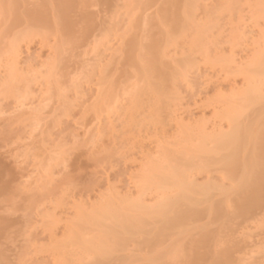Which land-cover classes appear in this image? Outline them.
Returning a JSON list of instances; mask_svg holds the SVG:
<instances>
[{"label":"rangeland","instance_id":"1","mask_svg":"<svg viewBox=\"0 0 264 264\" xmlns=\"http://www.w3.org/2000/svg\"><path fill=\"white\" fill-rule=\"evenodd\" d=\"M72 4L64 26L58 0H0V264H263L264 198L241 212L238 178L204 153L228 110H256L241 102L258 75L264 0ZM175 161L177 183L208 193L186 207L199 202V216L165 231L154 209L181 191L156 176ZM146 208L151 226L113 234L114 220L150 219Z\"/></svg>","mask_w":264,"mask_h":264},{"label":"bare ground","instance_id":"2","mask_svg":"<svg viewBox=\"0 0 264 264\" xmlns=\"http://www.w3.org/2000/svg\"><path fill=\"white\" fill-rule=\"evenodd\" d=\"M72 2H73V0H58V6H59V16H60V18L62 19V25H64L63 23H66L67 24V18L69 19V16H67V13H69L70 12V9H71V6L73 5L72 4ZM75 4V3H74ZM73 8V7H72ZM42 14V13H41ZM33 15V14H32ZM69 15V14H68ZM41 17V16H40ZM39 16H37L36 17V14H35V16H34V18L35 19H37V21H39L40 22V19H42V18H40ZM166 18V17H165ZM188 18V17H187ZM17 19V18H16ZM35 19H34V21H35ZM184 19V18H183ZM174 20V19H173ZM179 20V19H178ZM35 22V23H38V22ZM39 24V23H38ZM175 24V23H174ZM64 26H67V25H64ZM69 26H70V24L68 25V29H70L69 28ZM64 28V27H63ZM67 29V30H68ZM72 29V28H71ZM66 30V31H67ZM64 31V30H63ZM65 31V32H66ZM73 31V30H72ZM149 49V48H148ZM149 51H150V49H149ZM156 52V51H155ZM261 56H260V58H258L259 57V55H258V60H257V62H258V64H254L255 66H256V71H254L253 70V72L255 73L256 72V74H257V72H258V75L260 76V79H264V46H263V49L261 50ZM149 54H150V52H149ZM151 55V54H150ZM158 54H156V56H157ZM152 57H154V56H152ZM159 57V56H158ZM157 59V58H156ZM158 60V59H157ZM151 61H153V60H151ZM149 62V61H148ZM153 62H156V60H154ZM158 62V61H157ZM152 62H150V64H151ZM161 63V62H160ZM137 64H138V62H137ZM148 64V63H147ZM149 65V64H148ZM154 65H155V63H154ZM154 65H152V68L151 67H149V69H150V71L153 69V68H156V66H157V64H156V66H154ZM145 66H146V64H145ZM150 66V65H149ZM154 66V67H153ZM158 66H159V64H158ZM254 67V66H253ZM141 68V67H140ZM255 68V67H254ZM253 68V69H254ZM145 68H143L142 67V72L141 73H143L144 74V77H146V78H148L149 76L148 75H151L152 74V72L153 71H151V73H149V69L147 70H144ZM163 68H161V70H162ZM155 72V71H154ZM159 73V72H158ZM146 75V76H145ZM162 75V74H161ZM163 75H164V73H163ZM257 75V79H254V80H259V76ZM143 76V75H142ZM148 76V77H147ZM151 77V76H150ZM159 77H161V76H159ZM253 77V76H252ZM251 77V78H252ZM254 77H256V76H254ZM146 78H145V80H146ZM251 78H249V82H248V85L250 84L251 85V87H250V85H249V88H250V91L249 90H247V91H245V93H243L244 95V102H243V100L242 99H240V100H242V102L241 103H245L244 104V107H242V108H244V112H246L245 111V109H247V107H245V105L246 106H248V108L249 107H254V108H256V110L254 111V112H251V114H249V115H251V116H247V117H245V119H243L242 117H241V121L239 120V117H240V109H236V111L238 110V114H236L235 112H234V108H236V107H234L233 109H231L232 111H230V110H228L227 111V116L228 117H230L229 119H227V120H229L228 121V123H229V125L228 126H230V128L228 129V131H225V132H222V130L219 128V133L220 134H218V136H217V133H216V136L213 134V133H211V135L213 134V136H211V138L212 137H215V139L214 138H212V144H213V148L211 149L210 147V150H209V152L211 153V154H213V155H211L210 156V153H206V152H208V151H206V149L207 148H204V146L202 147V148H204L203 149V151L205 152H200V153H204V156H205V154H209V155H206L207 156V158H212V156H213V158H212V160L210 161V160H208V161H210L211 163H210V165H214V167H215V161L217 162V163H219V164H221L220 166H221V168L222 169H224L223 168V166L226 168L225 170H226V172H227V175L229 174V176L232 178V179H236V178H238V180H239V184H238V188H237V190H236V193L238 194V198H235L234 197V199H240V197H241V201L240 200H238V201H240L239 203L235 200V201H233L234 203L235 202H237L236 204H239L240 205V203L242 202L243 203V201H244V203H243V205H242V207L241 208H243L244 210H241V212H245V210H246V212L248 211L247 209H250L251 210V207L254 209V208H256V207H259V205L260 204H262L263 203V201H262V203H261V200H263V198H264V95L262 94V92L263 91H261L262 89H257V88H259V87H261L260 86V80H259V82L257 83V81H254V83L256 82V84L258 85L259 84V86H257V88H256V86H255V88H252V80L253 79H251ZM152 78H150V80H151ZM162 79V78H161ZM251 80V81H250ZM149 82V81H148ZM159 82V81H158ZM261 82H264V80H261ZM160 83V82H159ZM253 83V84H254ZM152 84V83H151ZM262 85V84H261ZM264 85V84H263ZM262 85V86H263ZM160 86V85H159ZM155 87V86H154ZM254 87V86H253ZM264 87V86H263ZM248 88V89H249ZM252 88V89H251ZM160 90V89H159ZM264 93V92H263ZM242 96V97H243ZM241 105V104H240ZM242 106H243V104H242ZM256 106H258V109H257V107ZM242 111V110H241ZM252 111V110H251ZM230 112H234L233 114H231ZM243 112V111H242ZM243 112V113H244ZM247 113V112H246ZM245 113V114H246ZM242 114V113H241ZM232 115V116H231ZM215 124V123H214ZM214 128V127H213ZM216 128H217V126H216ZM221 128H223V127H221ZM214 130H216V129H214ZM209 137V136H208ZM211 138H209V141H210V139ZM208 144H210V145H208ZM207 145L208 146H211V143L209 142V143H207ZM201 150V149H200ZM247 150H249V153H248V151ZM202 151V150H201ZM247 151V153L245 154V152ZM245 154V155H244ZM187 155V154H186ZM190 156L191 155H189V158L188 157H186L187 158V160H192V158H196V156H192V158H190ZM206 156H205V158H206ZM181 158V157H180ZM197 159V158H196ZM195 159V160H196ZM184 160H186V159H184ZM183 159H182V165H183V167H186V166H188V164L190 163V161H189V163H187L186 164V162H184V164H183V161H184ZM206 160V159H205ZM206 160V161H207ZM197 161V160H196ZM196 161H194V162H196ZM198 162V161H197ZM214 162V163H213ZM209 163V162H208ZM186 164V165H185ZM191 164V163H190ZM192 164H193V162H192ZM171 165H174L173 164V162H172V164ZM177 165V166H176ZM181 164L180 163H178V162H176L175 161V166H173L172 167V169L170 168V166H168L170 169H168V167H167V169H168V173H167V171H166V173H165V171H164V173L166 174V176H163V177H161V179H160V175L162 174V173H159V174H157V178L159 179V181L161 180V182H163L164 180V182L163 183H165V184H167V179L168 180H170V182L169 183H171V181H173V183H175V185H178V188H177V190L178 189H180V195H179V197H177L178 196V193H177V196H174L172 199L173 200H165V203H166V201H167V203L166 204H164V209H168V212H170V211H172L171 213H170V215L171 216H174V215H176V214H174V210H175V213H177V217L176 218H174V219H171V216L168 214V212L166 211V210H164V211H156L157 210V208H156V210L154 209V212L157 214V215H155V214H153L155 217H158V219H161V224H162V227H164V229H165V227H166V229H167V227H168V230H170V231H173V229H175V228H177L178 227V225H179V222L181 221V222H183V218L186 216V213H188L189 214V212L191 213H193V215L194 216H199V215H196L197 213H199V211L197 210L198 209V205H199V202H196V204H198V205H196V209H194L195 207H194V204H195V202L193 203V210H194V212H193V210H191V209H189L190 207H188L187 208V210H186V207L187 206H189L190 204V206H192V202L194 201L193 199L191 200V198H197L195 195H198V196H201V195H203V196H205L206 194L205 193H208V191L206 190V189H204V191L206 190V192H204L203 191V189H202V191H200L199 190V188L198 187H196V189L193 187V185L191 186H188L189 184H187L186 183V186H184V185H180L183 181H182V177L180 176V175H182L181 173H182V171L181 170H178L179 168V166H180ZM185 165V166H184ZM216 166H219V165H217L216 164ZM164 167V166H163ZM183 167H180V169H182ZM165 169V168H164ZM220 169V168H219ZM166 170V169H165ZM161 171V170H160ZM163 171V170H162ZM178 171H180L181 173H179L180 175H179V177H178ZM185 171V170H184ZM187 171V170H186ZM163 173V174H164ZM164 174V175H165ZM152 176V175H151ZM155 177V178H156ZM178 177V178H177ZM181 177V178H180ZM149 178V177H148ZM152 178V177H151ZM229 178V177H228ZM153 179V178H152ZM181 179V183H180V181L177 183V180H180ZM186 179V178H185ZM230 179V178H229ZM148 180V179H147ZM163 180V181H162ZM189 180V179H188ZM237 180V179H236ZM232 181V180H231ZM194 182V181H193ZM233 182V184L232 185H234V184H236L234 181H232ZM168 183V186L169 185H172V184H169ZM159 184H162V183H160L159 182ZM184 184H185V182H184ZM174 185V186H175ZM163 186H165V185H163ZM167 186V185H166ZM173 186V185H172ZM175 187H177V186H175ZM172 188V187H171ZM198 188V189H197ZM201 188H203V187H201ZM200 188V189H201ZM209 191H211V190H209ZM201 192H203L204 194H202ZM229 192V191H228ZM182 193V194H181ZM234 193V192H233ZM211 194V193H210ZM228 194H230V193H228ZM182 195V197H180ZM209 195V194H208ZM234 195V194H233ZM192 196V197H191ZM212 196V195H211ZM210 196V197H211ZM209 197V196H208ZM236 197H237V195H236ZM170 198V197H169ZM233 198V197H232ZM180 199H182V200H184V201H181V204H179L180 205V207H181V205H182V202L184 203L185 201H187L188 203H187V205L185 206V205H182V207H185V208H181L182 209V211L183 212H179V210H177L178 208H176V205H177V202L180 200ZM198 199V198H197ZM197 199H196V201H197ZM230 199V198H229ZM199 200V199H198ZM210 201V200H209ZM179 203V202H178ZM208 203V202H207ZM241 203V204H242ZM185 204V203H184ZM259 204V205H258ZM135 205V204H134ZM145 205V204H144ZM208 205H209V203H208ZM222 205V204H221ZM256 205H258V206H256ZM210 206H211V204H210ZM218 206H219V204H218ZM241 206V205H240ZM256 206V207H255ZM131 207V206H130ZM161 207V206H160ZM201 207V206H200ZM216 207V206H215ZM219 207H221V206H219ZM237 207V206H236ZM140 208H141V206H140ZM162 208V207H161ZM208 208H210V207H208ZM214 207H212L211 209H213ZM221 208H223V207H221ZM189 209V210H188ZM217 209V208H216ZM237 209H240V208H237ZM152 210V209H151ZM197 210V211H196ZM220 210V209H219ZM139 211V210H138ZM140 211H142V210H140ZM144 211L145 212H149V214H148V212H147V215L148 216H151L150 217V219H149V217H147L146 215H145V213H141V214H143L142 216H140V218L141 217H143V219L145 218V219H147V220H141L140 218H139V221H133L134 219L133 218H135V217H133L132 216V218H131V216H124V217H128V218H130V219H123V220H119V219H117V218H115V219H117V223H115V220H114V222H112L113 223V226L111 227L112 229L113 228H115V226H116V229H114V230H112V229H109L110 227H108V228H106V230H104V231H106V232H104L105 233V235L107 234V232H108V229L109 230H112V232H113V234H115L116 233V235L118 234V236H119V234H122V239H123V234H125V235H134V233H135V235H137V233L135 232V231H138L137 230V228H140L141 229V226L143 225V227L144 228H146L144 225L146 224V226H151L150 224V222H148V220L150 221V220H152V218L154 217V216H152V213H154L153 211H150V209H148L147 210V208L146 209H144ZM186 213H185V212ZM188 211V212H187ZM220 211H223V210H220ZM150 212H152V213H150ZM163 212V213H162ZM167 212V216H166V213ZM195 212H197V213H195ZM249 212V211H248ZM103 214V212H99V217ZM109 213H111V212H109ZM108 213V214H109ZM183 213H185V214H183ZM107 214V212H105L104 213V215H106ZM112 215H113V213H111ZM129 214V213H128ZM187 214V218H188V215ZM244 214H246V213H244ZM103 215V216H104ZM114 215H117V214H115L114 213ZM120 217H121V215L120 214H118ZM124 215V214H123ZM133 215V214H132ZM134 215H137V214H134ZM168 215H169V217H168ZM191 215V214H190ZM192 215V216H193ZM103 216L101 217V219L97 216V219L95 218V220L94 221H100V222H97V224L99 225L100 223H103L102 221H105L107 218H109V217H107L108 215H106L105 217H106V219L105 220H103L104 218H103ZM118 216V217H119ZM116 217V216H115ZM159 217H161V218H159ZM123 217H121L120 219H122ZM137 218V217H136ZM190 218V217H189ZM191 218H193V217H191ZM110 219H112V218H109V219H107V220H110ZM154 219V218H153ZM156 219V218H155ZM185 219H186V217H185ZM184 219V220H185ZM106 220V221H107ZM154 221V220H153ZM179 221V222H178ZM187 221V220H186ZM178 222V223H177ZM175 223V225L173 226V224ZM184 223V222H183ZM115 224V225H114ZM116 224H118V225H116ZM165 224V225H164ZM181 224V223H180ZM107 225V224H106ZM157 225V224H156ZM183 225V224H182ZM99 226H102L101 224L99 225ZM140 226V227H139ZM176 226V227H175ZM155 227V226H154ZM171 227V228H170ZM170 228V229H169ZM143 229V228H142ZM150 229V228H149ZM166 229H165V231H166ZM154 230H156V233L158 234L159 232V229L157 230V228L155 227V229ZM164 231V230H163ZM111 232V231H110ZM109 232V233H110ZM112 232L110 233V235H109V233L107 234V235H109V236H104L103 235V238H111L110 236L112 235V237L114 238L115 237V239L117 240L116 242L114 241L115 239H113L112 241L113 242H115L114 243V245L116 246L117 244H118V236H113V234H112ZM162 232V231H161ZM160 232V233H161ZM138 233H139V231H138ZM143 233V232H142ZM147 233V232H146ZM155 233V234H156ZM152 237V236H151ZM106 238H105V240H106ZM124 238H126V237H124ZM129 238V237H128ZM131 238V237H130ZM151 239V238H150ZM109 240V239H108ZM148 242V241H147ZM107 243V242H106ZM110 247H111V249H110ZM109 248H108V251H107V253L109 252V249H110V251L112 250V248H113V246H110ZM102 250H103V252H104V254L106 253V248L104 249V247H102L101 248ZM102 250H99V251H101V252H99L98 251V255L97 256H99V254L101 253L102 254ZM116 250V249H115ZM113 251V250H112ZM105 254V256L107 257V255L108 254ZM221 253H223V252H221ZM109 254H111V253H109ZM229 254V253H228ZM222 256V255H221ZM224 256V255H223ZM226 256V255H225ZM229 256V255H228ZM96 257V256H95ZM100 257H101V255H100ZM100 257H98V258H100ZM201 257V256H200ZM104 258V255L100 258L101 260ZM222 257H220V259H221ZM218 259H219V257H218ZM229 259V258H228ZM97 261H98V259H97ZM196 262H198V261H195V263H192V264H196ZM222 262V261H221ZM261 262V261H260ZM199 263V262H198ZM223 263V262H222ZM228 263V262H227ZM226 263V264H227ZM230 263H231V261H230ZM229 263V264H230ZM256 263V262H255ZM254 263V264H255ZM263 263V262H262ZM189 264V263H188ZM201 264V263H200ZM218 264V263H217ZM219 264H221V263H219ZM224 264V263H223ZM257 264V263H256ZM260 264V263H259ZM264 264V263H263Z\"/></svg>","mask_w":264,"mask_h":264}]
</instances>
